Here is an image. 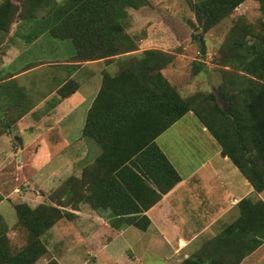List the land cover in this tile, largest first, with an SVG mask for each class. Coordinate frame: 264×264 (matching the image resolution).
<instances>
[{
    "label": "trees",
    "instance_id": "obj_1",
    "mask_svg": "<svg viewBox=\"0 0 264 264\" xmlns=\"http://www.w3.org/2000/svg\"><path fill=\"white\" fill-rule=\"evenodd\" d=\"M244 1L200 0L193 3L192 10L205 33ZM255 1L263 13L259 24L249 27L241 18L233 22L222 43L227 51L221 60H216L220 69L228 66L224 79L216 94L209 92L197 98L196 94L182 96L163 78L161 70L172 60L170 54L176 55L174 52L147 48L138 57L121 56L138 48L125 31L127 8L137 9L147 0H17L18 6L12 0H1L0 31L9 29L20 9L21 19L48 28L54 38L69 39L75 50L74 59L107 58L118 67L114 74L104 72L85 123V134L99 143L102 154L81 178L70 177L57 187V195L51 192L49 203L34 208L26 203L14 204L15 225L27 233L21 248H11L0 217V264H34L45 254L47 249L40 237L59 219L70 215L61 206L75 205L77 188H86L90 193L87 197L96 199L89 202L91 206H109L118 224L126 222L147 229L150 220L144 211L180 180L154 139L188 111L206 127L219 144L221 154L231 160L254 191H264V0ZM221 51L222 46L218 55ZM193 66L196 70L201 68L198 60L193 61ZM70 84L66 83L62 90L66 91ZM71 86L74 89L73 83ZM217 98L224 105L218 104ZM82 191L79 195H85ZM140 196L148 200L135 201ZM112 198L113 201L107 200ZM245 204L249 206L246 213L243 211L225 233L233 227L239 233L245 232L247 214L251 215V222L264 225V202L252 203L247 198L238 202L241 208ZM263 236L253 235L250 248L238 252L230 264L239 262L257 247ZM219 240L216 236L215 244ZM203 262L194 255L182 264ZM44 264L59 263L51 259Z\"/></svg>",
    "mask_w": 264,
    "mask_h": 264
},
{
    "label": "crops",
    "instance_id": "obj_2",
    "mask_svg": "<svg viewBox=\"0 0 264 264\" xmlns=\"http://www.w3.org/2000/svg\"><path fill=\"white\" fill-rule=\"evenodd\" d=\"M255 3L257 4L256 1ZM30 30L32 32V27ZM14 34L10 32L6 39L2 37L0 43V217L8 235L16 230L17 217L13 219L9 215L14 204L26 203L34 208L50 202L49 196L55 187L45 189L48 192L44 194L39 191L37 196L31 189L46 185L54 186L52 178L56 175L58 167L43 172L44 168L48 170L54 156H58L57 162L61 165L58 171L67 174L57 183L59 187L70 175L81 178L86 169L102 154L103 149L99 143L85 134V123L88 111L100 89L104 72L114 74L116 71V62L113 60L99 58L80 61L73 58L74 54L62 61H54L55 63L37 61V65L20 68L16 62L21 55L19 52L40 39L41 33L36 37L21 33V40ZM141 51L143 49L123 55ZM44 65L51 67L57 65L60 68L63 66V70H59L61 81L50 91L42 94L39 104L43 105H31L28 103L29 100L24 103L23 99L27 98V92L30 90V75H26L36 69L40 71ZM55 70L58 71L57 68ZM69 82L70 86L63 91L62 87ZM177 89L180 93L179 85ZM19 99L22 104L18 108L27 109L16 115L14 111ZM33 114L35 115L32 118L26 120ZM191 115L195 116L192 111L186 112L154 139L177 171L180 180L144 211L150 220L147 229L142 230L126 222L118 224L117 216L112 213L109 206H91L89 202L96 199L92 196L87 197L90 193L86 192V188H77L75 191H78V195L75 196V206L72 207L74 209L67 207L69 205L61 206L63 210L73 215L59 219L41 235L40 239L46 249L49 250L50 243L59 244L60 237L57 236L63 223L66 228H72L73 232L66 236L71 242L65 239V244L60 250L63 253L69 252L68 258H77V254L72 251L75 244L81 248L83 243L84 248L94 253L91 255L93 260L89 258L91 260L89 264L98 262L117 264L111 255L110 246L116 236L124 235L127 231H135L134 229L143 232L144 236L135 244L137 246L129 244L123 247L126 250L132 248L134 251L130 256L127 255L130 257L129 264H144L145 252L149 251L154 252L158 258L157 264H182L187 258L194 256L193 252L201 246L207 254L203 264L212 262L230 264L235 261L238 252L249 249L253 243L252 236L256 235L259 238V233L264 234V225L254 223L253 220L251 222V215L246 216L248 221L244 225L245 232H237L236 227L226 233L225 231L243 211L246 213L248 210L247 204L241 208L238 202L243 198L249 199L252 203L258 200L264 202V191H254L231 160L221 154L219 144L203 125L201 132L215 145V149L209 156L194 157L196 162L194 164H188L189 159L178 157L174 146L171 149L174 159H171L159 142L164 139L168 145L173 144L176 136L180 137V132L176 128L179 121L185 119L192 122ZM12 123H23L24 128L11 127ZM24 131L30 132L27 140ZM13 159H16L15 162ZM133 169L139 173L137 169ZM73 170L75 171L72 172ZM69 171L71 174L68 175ZM20 175L24 181L18 185L14 181H18ZM80 191L85 195L83 193L79 195ZM107 200L113 201V198ZM136 200L147 201L148 198L140 196ZM243 234H246L245 238ZM216 236L220 239L217 244L214 242ZM260 240L261 243L257 247L251 248L249 253L234 264H264V236ZM100 249L104 250L103 255H100ZM215 255H219V261L211 260L216 257ZM40 258L46 257L42 255ZM87 261V257L82 258L80 264H88ZM113 261L114 263H110Z\"/></svg>",
    "mask_w": 264,
    "mask_h": 264
},
{
    "label": "rangeland",
    "instance_id": "obj_3",
    "mask_svg": "<svg viewBox=\"0 0 264 264\" xmlns=\"http://www.w3.org/2000/svg\"><path fill=\"white\" fill-rule=\"evenodd\" d=\"M57 1L62 2L63 0ZM195 1L200 0H147L145 5L137 9L127 8L125 31L135 40L138 45L137 50L139 51L148 47H158L174 52L176 55L170 54L172 56V60L164 67L165 69L162 71L163 73L161 72L163 78L176 88L179 85L180 94L182 96L190 97L196 94L198 96L197 98H200L209 92L216 94L218 84L224 79V70H228V66H225L224 69H220L216 60H221L222 56H224L227 51L226 48L223 47L222 43L233 22L241 18L245 22L246 26L257 27L263 13L254 0H245L243 3L239 4L229 16L225 17L218 24L209 29V31L203 33V30L200 27L199 22L196 20L192 10V5ZM12 2L17 6L19 4L17 0H12ZM33 25L36 26L33 27ZM37 25L38 23L36 24L34 21H25L21 19V10L18 9L9 29L5 32L0 31V43L2 42V37L6 39L10 32L15 33L14 36L17 38L20 37V40L22 36L21 33L26 36L28 35L29 37H36V35L41 33L40 39H37L32 44L27 46L26 49L19 52L21 55H19L16 62H18L20 68H25L29 65H37V61L55 63L54 61H62L74 54L75 50L73 43L69 39L54 38L48 32V28L42 29L40 25L39 27ZM31 27L32 32L30 30ZM27 30L29 31L27 32ZM201 39L203 40L204 45L203 54L201 53ZM221 46L222 51L220 55H218ZM141 53L142 51L135 53L137 55L130 54L121 56L125 58L132 55L138 57L141 56ZM194 60L199 61V66L201 67L200 70H196L193 66ZM117 67L118 66L116 64L115 68L117 69ZM56 68L58 71L55 70ZM63 68V66L60 68V66L57 65L53 67L44 65L40 71L36 69L32 73L27 74L26 76L30 75V90L27 92V98L23 99L24 103L29 100L28 103L31 105H43V103L39 104V98H41L42 94L47 93L55 87L57 82L61 81L59 70H63ZM216 101L218 104L224 105L223 101L219 98H217ZM18 102L14 111V114L16 115L23 113V111L27 109L18 108V106L22 104L20 99ZM36 112L39 113V111ZM34 115L35 114L29 115L26 120H29ZM191 116V118H193L192 122H187L185 119L179 121V126H176V128L180 132V137L176 136L173 144L168 145L164 139L159 141L166 149V152L171 159H174L171 150L174 146L177 156L185 160L189 159L188 164L190 165L196 163L193 159L194 157L209 156L215 149V145L207 140L206 136L202 134V124L199 123L198 118L193 115ZM22 124L12 123L10 126L24 128ZM23 134L26 135L25 140H27V135L30 134V132L24 131ZM57 159L58 156H54L48 165V170H45L44 168L43 172L45 173L50 171V169H55V166L58 167L59 170L61 165L57 162ZM13 160L15 162L16 159ZM58 170L55 171L56 175L52 178L54 179V186L50 187V185H46V187H35L34 189H31V191L34 192V195L37 196L39 191L43 192L42 194H44V192L47 193L48 191L46 190H49L50 188L53 189V187L55 188L52 190V194H58V190L60 188H57V183H59L67 175L62 171L59 172ZM74 171L75 170L72 172ZM69 174H71L70 171L68 172V175ZM24 176H26V174H24ZM70 177L74 176L70 175L67 179ZM22 181L24 180L20 175L18 181L16 180L14 183L19 185ZM74 206L75 205L71 203L67 207L74 209L72 208ZM69 214L73 215V213ZM9 215L11 218L16 219L14 208L10 209ZM3 225L5 224L3 223ZM15 228L16 230L13 234H5L8 237L11 248L19 249L26 243L27 233L21 226H15ZM134 230L135 231H127L124 235L116 236L114 238L113 243L110 246V252L117 264H129L130 257L128 258L127 255L130 256L134 251L132 248H128V250H126V248L123 249V247L129 244L137 246L135 244L138 241L140 242L141 238L144 236L143 232L141 233V231L137 229ZM6 231L7 229L5 228V232ZM59 232L60 233L57 236L60 237L59 244H48L49 250H46L45 254H43L46 258H39L34 264H44L51 259L56 260L59 264H80V262H82V258L86 259V257L88 264L91 263L89 258H91V255L94 253L92 250L84 248L83 243L81 248L75 244L74 250L72 251V253L77 254L78 257L68 258L67 254L69 252L64 251L63 253L60 249L65 244V239L71 242L66 236L69 235L68 233H72L73 229L66 228L65 223H63L59 227ZM48 234L50 235V232ZM75 239L77 240V237H75ZM120 251L122 252L121 254L119 253ZM99 253L100 255H103L104 250L100 249ZM164 253L166 254L167 252ZM145 255L146 258L144 259V264L158 263V258L154 252H145ZM192 255L200 256L202 261L207 259L205 257L207 254L202 249V246L193 252ZM91 259L93 260V258ZM219 259L220 257L217 255L211 260L219 261ZM110 263H114V261ZM97 264H99V262Z\"/></svg>",
    "mask_w": 264,
    "mask_h": 264
},
{
    "label": "water",
    "instance_id": "obj_4",
    "mask_svg": "<svg viewBox=\"0 0 264 264\" xmlns=\"http://www.w3.org/2000/svg\"><path fill=\"white\" fill-rule=\"evenodd\" d=\"M201 43H202L201 53L203 54L204 53V45H203V40L202 39H201ZM225 109H227V107H225ZM18 141H19V145H21L20 139H18Z\"/></svg>",
    "mask_w": 264,
    "mask_h": 264
}]
</instances>
